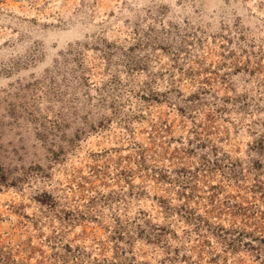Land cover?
Wrapping results in <instances>:
<instances>
[{"label": "rangeland", "instance_id": "374dc122", "mask_svg": "<svg viewBox=\"0 0 264 264\" xmlns=\"http://www.w3.org/2000/svg\"><path fill=\"white\" fill-rule=\"evenodd\" d=\"M0 264H264V0H0Z\"/></svg>", "mask_w": 264, "mask_h": 264}]
</instances>
